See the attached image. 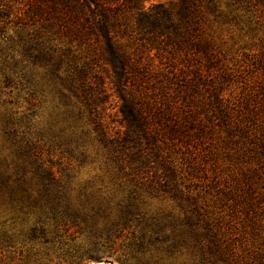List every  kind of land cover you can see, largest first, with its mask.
<instances>
[{
	"label": "trees",
	"instance_id": "16d2710c",
	"mask_svg": "<svg viewBox=\"0 0 264 264\" xmlns=\"http://www.w3.org/2000/svg\"><path fill=\"white\" fill-rule=\"evenodd\" d=\"M144 1L0 0V245L51 242L67 264L116 252L122 264H258L198 189L211 133L264 182V93L209 112L196 103L216 59L205 28H264V0H225L227 12L179 0L176 14ZM167 45L208 53L206 69L150 56ZM84 165L96 172L81 182ZM79 236L89 242L81 253Z\"/></svg>",
	"mask_w": 264,
	"mask_h": 264
},
{
	"label": "rangeland",
	"instance_id": "374dc122",
	"mask_svg": "<svg viewBox=\"0 0 264 264\" xmlns=\"http://www.w3.org/2000/svg\"><path fill=\"white\" fill-rule=\"evenodd\" d=\"M215 1L220 11L227 12L225 0ZM158 3L168 7L174 14L179 9V0H145L144 6L148 8ZM203 37L204 43L211 41L213 44L216 59L213 65L208 66L199 83L196 105L201 110L209 112L210 105L217 100L237 101L246 92L258 93L259 96L264 93L258 90L259 85H264V28L249 31L247 28L241 29L239 25L225 23L205 28ZM2 43L0 41V46ZM157 55L191 70L199 66L206 69L205 58L208 57L206 52L187 53L175 50L171 45L158 53L155 50L150 53V56ZM154 59L156 63L157 59ZM8 90H11L10 97L16 102L23 101L24 92L16 88ZM110 103L108 112L114 116L117 110L113 107L115 101ZM207 138L212 156L206 166L207 177L198 189L199 201L213 220H221L226 236L231 237L234 246L238 251L242 250L245 258L264 264V182L253 175L254 169L260 167L243 156L237 148H221L215 133L207 135ZM95 172L90 165H84L77 170L76 176L83 182ZM245 175L251 177L248 184H245ZM157 202L154 200L153 204ZM71 245L80 253L89 248L84 236L76 238ZM60 253L57 245L53 246L51 242L24 243L17 238L10 246L0 245V264H67ZM119 255L116 252L102 254L98 259L84 257L81 264H122Z\"/></svg>",
	"mask_w": 264,
	"mask_h": 264
}]
</instances>
